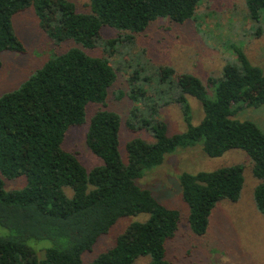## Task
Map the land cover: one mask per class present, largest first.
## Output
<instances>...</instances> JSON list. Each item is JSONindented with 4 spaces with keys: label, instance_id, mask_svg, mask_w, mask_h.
<instances>
[{
    "label": "trees",
    "instance_id": "16d2710c",
    "mask_svg": "<svg viewBox=\"0 0 264 264\" xmlns=\"http://www.w3.org/2000/svg\"><path fill=\"white\" fill-rule=\"evenodd\" d=\"M202 1L90 0V10L81 11L72 0H0V53L26 52L13 18L29 8L53 45L75 43L49 53L25 82L0 96V264H134L141 256H149L148 264H170L169 243L177 236L181 212L139 180L180 147L199 144L210 157L234 148L246 151L260 180L255 202L264 213V130L253 120L236 118L245 108L264 106V67L249 58L243 44L228 41L234 60L207 83L160 65L155 95L143 86L149 76L142 74L141 64L130 74L128 90H114L118 68L108 57L87 51L106 26L132 42L158 19H193ZM247 9L252 20L264 21V0H247ZM118 36L108 40L112 52ZM111 94L132 102L127 129H145L151 137L126 141V155L124 119L107 106ZM189 96L202 106L198 123ZM172 103L185 117L182 132L171 133L161 116L162 107ZM92 104L98 108L90 114ZM80 126H86V145L102 159L90 169L64 146L71 128ZM244 168L236 164L180 174L193 233L206 234L219 202L240 198ZM5 179H22L23 185L8 188ZM139 214L146 219L130 222L113 245L85 261V253L117 221Z\"/></svg>",
    "mask_w": 264,
    "mask_h": 264
},
{
    "label": "rangeland",
    "instance_id": "374dc122",
    "mask_svg": "<svg viewBox=\"0 0 264 264\" xmlns=\"http://www.w3.org/2000/svg\"><path fill=\"white\" fill-rule=\"evenodd\" d=\"M81 11L90 10V0H72ZM13 25L26 47V52L4 51L0 53V96L16 89L40 68L54 51H62L75 43L53 45L42 29L33 8L18 13ZM260 29V34L257 30ZM118 36L117 30L106 26L102 29L94 48L87 51L104 55L118 68L120 79L114 88L128 90V78L140 64L148 74L149 93L155 95L160 65H170L177 73H192L207 83L210 76L222 74L224 66L234 60L228 41H239L249 58L264 67V21L255 22L248 15L247 0H203L195 17L185 23L158 19L150 29L137 35L131 42L119 36L114 51L108 40ZM56 47V48H55ZM50 53V54H49ZM152 76V77H151ZM153 78V79H151ZM193 122L198 123L203 109L198 100L189 96ZM107 106L119 112L123 119L122 142L134 136L151 139L145 129L130 131L126 127L128 111L132 106L127 96L111 94ZM144 101L139 102L143 106ZM98 108L89 107V113ZM161 116L169 125L171 133L187 129V123L179 104L162 107ZM236 118L250 119L264 130V106L245 108ZM86 125V124H85ZM89 125V123H87ZM86 126L73 127L67 135L64 146L77 153L84 165L90 169L102 163L85 142ZM202 146L180 147L167 156L161 166L147 172L139 183L152 189L155 197L169 207L181 212L182 220L177 236L169 243L170 264H264V213L255 202V188L260 180L254 175L252 160L246 151L231 149L219 157L208 156ZM126 153V154H125ZM244 165V187L237 201L223 200L214 208L210 226L205 235L193 233L187 223L189 207L183 198L179 176L182 172L196 173L200 170H214L228 165ZM6 180L8 188L23 185L22 179ZM146 214L121 218L103 236L92 251L86 252L85 261L113 245L115 239L130 222L146 219ZM42 243V242H41ZM39 243V244H41ZM36 246V245H35ZM37 247V246H36ZM38 248V247H37ZM149 256L139 257L134 264H148Z\"/></svg>",
    "mask_w": 264,
    "mask_h": 264
}]
</instances>
